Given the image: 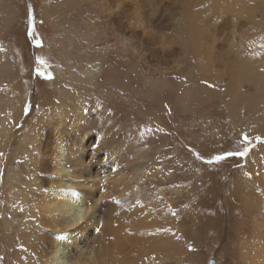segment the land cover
<instances>
[{
	"label": "bare ground",
	"instance_id": "obj_1",
	"mask_svg": "<svg viewBox=\"0 0 264 264\" xmlns=\"http://www.w3.org/2000/svg\"><path fill=\"white\" fill-rule=\"evenodd\" d=\"M14 1L0 0V39L3 34V39H6L7 30L22 14ZM39 1L45 24L62 34L50 47L57 58L54 75L56 83H59V97L51 107L48 105L50 108L43 110L44 114L40 113L36 118L43 126L45 116L50 118V115L62 114L60 123L69 124L70 128L66 130L63 124L50 123L46 132L53 125L51 129L57 130L55 137L51 141L52 138H47V135L40 145L35 144L36 136L30 130L33 137L30 135L29 140L36 149V158L29 166L31 171L23 180L17 170H12L8 177L17 190H22L23 199L31 201L32 207L28 206V210L37 219L32 229H35L34 235L38 239L36 244L30 246L39 252L37 264H179L178 256L192 260V264H201L199 256L187 253L188 240L183 241L195 237L192 232L197 227L198 232H202L201 228L208 226L209 221L206 222L205 217L198 214L196 204L182 209V217L176 218L172 214V203L177 204L176 200L157 204L156 198L149 196V193H146V197L141 192L156 176L160 180L153 164L148 163V155L132 159L131 172L127 175L124 172L116 176L106 174V170H98L100 163L96 153L102 140L92 150H88L91 146L84 148L87 133L81 136L77 127L80 118L93 110V104L80 102L79 99L83 98L81 88L94 84L104 74L108 64L112 67L105 57L108 60L111 58L112 63L115 61L143 80L171 83L176 90L181 89V94H184L182 91L186 92L189 102L192 101L198 110L208 114L205 124L210 121L211 125L231 128L252 125L251 133L262 130L260 135L264 134V0ZM79 30L88 42L87 54L85 51L82 54L86 58L96 55L97 60L92 61L93 58L89 57L90 60L85 58L83 62L75 58L81 41L75 39L77 42L70 44L66 36L68 32ZM6 51L10 52L9 49ZM99 52H104L106 56H99ZM76 88L81 90L78 89L75 95ZM34 113L31 109L29 116ZM69 113H73V119L69 120ZM9 117L12 119L13 116L5 111L4 117L0 118V151L8 141L7 136H10ZM261 150L258 173L252 171L249 175L251 187L256 184L258 187L264 186L261 177L264 175L263 145ZM43 153H46V159H43ZM167 173L170 174L169 171ZM83 208H91V212L79 222L77 217ZM146 210V214H143ZM126 225L139 228L138 235H122ZM39 228L49 230L44 231L48 236L40 235L42 232ZM259 237L254 241L257 248L264 243V230ZM260 250L259 255L254 253L250 258L253 264H264V248ZM0 264H4L3 261L0 260Z\"/></svg>",
	"mask_w": 264,
	"mask_h": 264
},
{
	"label": "rangeland",
	"instance_id": "obj_2",
	"mask_svg": "<svg viewBox=\"0 0 264 264\" xmlns=\"http://www.w3.org/2000/svg\"><path fill=\"white\" fill-rule=\"evenodd\" d=\"M14 4L18 5L22 14L18 18L19 21L17 20L14 25L12 24L11 29L7 30L6 39H3L5 34L0 39V52H2L0 53V65L3 64L0 66V118L4 117L5 111L13 116L12 119L9 117L11 120L10 136H7L8 141L0 151V260L4 264H37L39 252L30 246L38 239L34 235L35 229H32L37 219L31 216L28 210L31 201L23 199L22 190H17L15 183L10 182L8 177L10 172L15 170L19 171L22 180L30 173L29 168L31 167L29 166L36 158V149L29 140L31 136L33 137L31 133L36 136L35 144L40 145L41 140L47 135V138L53 140L57 132L56 129L52 130L55 123L63 124L66 130L70 128L69 124L60 123L62 114L50 115V118L45 114L43 126L38 123L39 116L45 112L43 110L50 108V105H53L59 97V83H56V75H54L57 58L54 57L55 51L52 52L50 47L62 33L58 31V34L45 24L39 0H15ZM80 31L68 32L69 38L66 36V41L68 40L70 44L81 41L74 56L77 60L84 62L86 56L82 54V51L87 54L88 42L85 41L86 38ZM105 52L109 54L108 50ZM98 55L106 56L104 52H99ZM89 57L87 56L86 59L93 58L92 61L98 58L96 55ZM105 58L112 67L108 64L105 75L99 76L94 84L84 86L87 87L85 90H83L84 87L81 88L83 100L79 99L80 102L93 104V110L80 118L77 123L78 130L82 133L81 136L87 133L84 148L88 149L91 146L88 150H92L102 140V147L100 146L96 153L98 164L100 163L98 170H106L105 173L111 175H122L124 172L127 175L131 172L130 164L136 157L148 155L146 156L149 159L148 163L153 164L160 180L156 179V176L142 188L141 192L145 196L149 193V196L156 198L157 204L165 203L166 200H176L177 204L172 203L174 206L172 214L176 218L182 217L184 212L182 209L196 204L198 214L205 217V221H209L208 226L201 228L202 232H198V227L193 229L192 233L195 237L191 240L184 239V243L188 240L187 253L199 256V260H202L201 264L211 262L214 264H253L250 260L252 255L254 253L259 255L260 248H264V243L259 244V248L255 247L257 245L254 243L256 239H260L259 234L264 230V193H262L264 186L262 184L258 187L256 184L251 187L249 175L252 171L255 174L258 173L257 167H259L258 163L262 155L261 145L264 146V134L260 135L263 133L262 130L251 133L252 125L231 128L225 125L224 127L211 125L210 121L205 124L208 114L198 110L192 101L189 102L190 98L186 92L182 91L186 95L184 96L180 92L181 89H178L179 93L174 88L175 85L172 86L171 83L165 84L159 81L152 83L150 80H143L141 76L127 71L124 66L118 65L115 61H113L114 67L111 58L109 60ZM95 69L99 68L95 67ZM76 89L75 95L78 89L81 90ZM181 96L186 97L187 101ZM177 107L180 109L177 110ZM31 109L35 113L29 116ZM183 111L186 113H182ZM72 114L69 113V120L74 118ZM183 115L186 116L183 117ZM96 118L101 121H96ZM50 123L53 125L46 132ZM35 125L41 126L40 129ZM36 131H39V134ZM99 133L102 136L104 134L103 139ZM42 156L43 159L47 158L46 153ZM217 157L222 159H217ZM165 171H169L170 176ZM44 174L47 175V173ZM263 176L261 177L264 180ZM115 203L117 204V201ZM146 212L147 210L143 214ZM39 229L42 232L40 235L47 234L48 236V233L44 231L49 230ZM139 230V228L126 225L122 235H138ZM262 241L259 240V242ZM183 258L178 256L179 264H192V260Z\"/></svg>",
	"mask_w": 264,
	"mask_h": 264
},
{
	"label": "snow or ice",
	"instance_id": "obj_3",
	"mask_svg": "<svg viewBox=\"0 0 264 264\" xmlns=\"http://www.w3.org/2000/svg\"><path fill=\"white\" fill-rule=\"evenodd\" d=\"M217 159H222L221 157H217ZM91 212V208H83L80 210L77 220L80 222L82 220H84V218H86L89 213Z\"/></svg>",
	"mask_w": 264,
	"mask_h": 264
},
{
	"label": "water",
	"instance_id": "obj_4",
	"mask_svg": "<svg viewBox=\"0 0 264 264\" xmlns=\"http://www.w3.org/2000/svg\"><path fill=\"white\" fill-rule=\"evenodd\" d=\"M211 263H212V262H211ZM211 263H210V264H211ZM212 264H214V263H212Z\"/></svg>",
	"mask_w": 264,
	"mask_h": 264
}]
</instances>
